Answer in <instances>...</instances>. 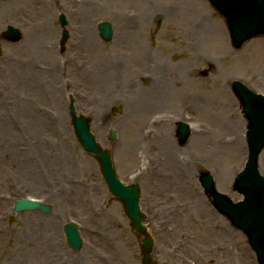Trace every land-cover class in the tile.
<instances>
[{"label":"rangeland","instance_id":"rangeland-1","mask_svg":"<svg viewBox=\"0 0 264 264\" xmlns=\"http://www.w3.org/2000/svg\"><path fill=\"white\" fill-rule=\"evenodd\" d=\"M26 2L16 1L14 9L18 12L14 22L6 18L9 7H0V26L3 22L17 25L19 18L27 22L35 11L29 10L34 3L29 2L31 7H27ZM43 3L47 11L55 10L54 3ZM61 3L71 14L77 13L80 20L83 12L93 11L95 23L112 16L109 11L138 17L143 13L147 19L140 25L126 21L120 32L129 35L121 40L116 39L119 27H115L108 44L99 39L96 31L91 33L90 44H73L80 39L70 32L71 41L63 55L57 48L38 51L26 48L23 40L17 44L2 43L0 264H53L59 258L52 259L50 253L58 254L66 264H141L139 238L130 228L121 203L108 193L97 162L82 152L74 137L68 115L70 97L76 112L90 119V130L97 144L109 151L117 178L123 184L139 187V207L154 240L151 264L209 261L256 264L245 236L213 210L197 177L202 171L209 172L219 193L233 202L241 200L233 192L232 183L246 160V121L230 91V83L240 81L250 90L264 94V37L247 42L239 50L232 49L223 19L207 0H61ZM21 6L24 8L20 11ZM34 9L37 15L39 8ZM52 30L49 40L57 37ZM139 50L146 52L152 63L161 65L168 85L164 100L158 87L148 96L150 108L155 109L148 119L161 120L179 159L196 161L197 165L189 169V183L170 190L172 200L164 198L166 187L155 183L149 175H140L144 163L151 159L152 147L161 141H143L146 109L140 108L145 106L134 105L122 92L114 94V91L111 100L105 98L97 104V88L84 71L87 67L78 68L69 62L89 65L102 56L118 53L126 64L125 74L139 76L134 87L148 95L146 89L151 90L148 86L155 71L139 65ZM208 67L210 72L201 76V71ZM31 71L38 73L39 81L31 80ZM126 75L118 88L129 82ZM185 93L190 97L184 98ZM33 103L39 108V115L48 116L46 125L40 117L34 124L26 112ZM8 116H13L16 123ZM180 121L202 136L193 140L192 131L185 146H178L175 130ZM219 128H223L222 136H226L215 135ZM110 131L115 133L113 141ZM136 141L141 142L135 144ZM219 141L235 145L225 149ZM126 149L135 152L130 162L123 154ZM258 169L264 176V149L258 158ZM24 198L48 204L51 212L27 211L13 216L15 200ZM154 199L169 202L172 210H163L156 216ZM69 222L77 223L79 228L82 245L78 252H72L65 244L63 226ZM92 247L96 252L91 251Z\"/></svg>","mask_w":264,"mask_h":264},{"label":"water","instance_id":"water-1","mask_svg":"<svg viewBox=\"0 0 264 264\" xmlns=\"http://www.w3.org/2000/svg\"><path fill=\"white\" fill-rule=\"evenodd\" d=\"M208 1L224 18L235 49H239L253 37L264 34V0ZM100 29L102 38L109 40L110 30L106 26H101ZM232 90L240 101L242 113L248 121L246 132L248 161L244 171L237 175L234 184V189L243 195L244 200L232 204L216 193L212 178L208 174H202L199 183L205 194L212 198L213 206L229 219L232 226L247 236L249 245L256 253L258 264H264V178L260 177L257 171V157L264 148V97L252 94L239 83H233ZM69 110L78 142L86 153L95 156L109 192L122 201L124 212L130 219L132 228L144 237L141 244L142 264H150L152 240L146 235L141 225L143 217L138 209L137 187L123 186L116 180L108 152H102L89 133V120L82 116L77 117L72 105ZM176 135L179 144L183 145L189 136L187 127L180 124ZM111 139H114L113 133H111ZM33 209L41 210L43 213L50 212L49 206L17 201L13 208V215ZM64 231L69 247L74 251L78 250L80 240L74 226H66Z\"/></svg>","mask_w":264,"mask_h":264},{"label":"bare ground","instance_id":"bare-ground-1","mask_svg":"<svg viewBox=\"0 0 264 264\" xmlns=\"http://www.w3.org/2000/svg\"><path fill=\"white\" fill-rule=\"evenodd\" d=\"M91 10V9H90ZM90 12V11H89ZM88 17V14H87ZM86 13L83 14L81 16V23H85L86 21ZM122 27H119V33L117 34L116 39L117 40H121L124 38V36H128L129 34L127 32H123L121 30ZM85 29V28H84ZM83 29V30H84ZM83 30L81 32H83ZM120 34V35H119ZM40 37H48V33H41L39 34ZM119 35V36H118ZM80 37V44H90L93 37L91 36V34L89 33V35L86 32H83L82 34L79 35ZM35 38H23L24 41H26L25 44H23V46H25L26 48L29 49H34L36 48L37 51L39 50L38 47H35V45H29L31 41H34ZM23 43V42H22ZM24 47V48H25ZM138 50V49H136ZM140 51V50H139ZM138 59L137 62L139 63V65L143 68H148L149 70H154L155 72H152L153 75V81L149 82V86L151 87V90L146 89L147 91H149L148 95H144V92H141L142 89H138L134 87V81L136 78H138L139 76H134V74H129L127 73V75L125 74V69H126V64H124V60L123 58H121L119 56V54L117 53L115 55V52L112 54H107L105 56H102L100 59H95L93 64H84V63H75V61H69L70 64H73L75 67L78 66V68L80 67H87L84 69L85 73L88 75L89 79L91 81H94V85L96 86L97 90V96H98V101L97 104H101V102L103 101V99L106 98V100H111L114 95H113V91L114 94L115 93H119L122 92L124 94V96L126 98H128L129 100H131L134 105H144L145 107L140 108V110H145V120L144 123L142 125L143 131L144 133V137L145 138L143 141L148 140L150 141H156L157 140H161L159 143H157L154 147H152V151L150 152L151 155V159H148L146 163H144V167L143 169L140 171V175H149L151 177L152 180L155 181V183H158L161 185V187H166V190L164 191V195H166L164 198L165 200H172L169 192L172 189H176L178 188L180 185L182 184H187L189 183V169L191 171V169H195L197 167L196 164H194V162L196 161H190V162H186V161H181L179 159V155L178 152L173 148L172 144H171V140L168 137V130H165V126L163 125V122L161 120L156 121L153 120L151 121L150 119H148V117L151 115V113L155 110L153 108H150L151 103L149 101L148 96L152 95L155 91H153L154 88L158 87L157 90L159 91L158 94H160V98L161 100H164L165 97L168 94V85L167 82L165 80V76L163 75V70L161 68V65H159L157 62H151L150 58L148 57L146 52H138ZM116 56V57H115ZM136 61V58H135ZM33 65V64H32ZM152 65V66H151ZM73 67V66H72ZM57 71V70H56ZM57 73V72H56ZM37 72L31 71V80L32 81H39L37 75ZM83 74V73H82ZM123 75H126V80L129 81L124 88L120 87L118 88V85H121V83L123 82ZM80 79H84L82 78L81 74H80ZM118 77H120V79L118 80ZM187 82V81H186ZM44 87H45V83H43ZM37 88V87H36ZM46 89L49 90V87L46 86ZM49 94V91H48ZM52 94V92H51ZM177 95V93L175 94ZM101 96V98H99ZM190 96L187 95V93L184 94V98H189ZM34 106H32L31 108H27L26 112L30 115V117L32 118V120H34V124H37L38 118L40 119V121L43 122V124H47L48 121V116H42L39 115V108L36 107L35 103H33ZM42 112V111H41ZM155 112V111H154ZM25 113V112H24ZM187 114V113H185ZM210 117H212V119H214L213 115H211ZM8 118L14 122V118L13 116H8ZM233 118H236L235 116H233ZM19 119V118H18ZM33 123V121H32ZM14 126V124H13ZM223 129V128H221ZM220 128L218 129L217 133L215 134L216 136L221 135L222 136V130ZM191 131H193V140H198L200 138L201 133L198 132L197 130L192 129ZM15 135V134H14ZM166 135V136H165ZM226 136V135H224ZM222 136V137H224ZM230 135H227V137ZM141 141H136L135 144L139 143ZM225 142V141H224ZM224 142H220L219 141V145H221L220 147L228 149V147H232L235 144L232 142L227 141V143L230 144H226ZM134 144V149L136 148ZM134 149H126L123 154L125 156V159L127 160V162H130L131 157L133 158V154ZM130 158V159H129ZM132 166H135V160L134 163L131 164ZM160 188V186H159ZM154 198H158V197H154ZM154 205L156 206L155 208V212H156V216L158 214H160L163 210H172L170 207H168L169 202H164L162 199H154ZM174 203V202H173ZM176 207H179L180 205L175 204ZM172 206V205H171ZM180 217H182L181 215H179ZM117 221V225H119V220L116 219ZM172 232V231H171ZM91 251L96 252L95 249H91ZM51 254V255H50ZM49 256L52 259H56L53 264H66L63 262V260L60 259V256L56 253H50ZM228 261L231 260L230 258H227ZM227 261H225V264H232L231 263H226ZM223 262L220 264H224Z\"/></svg>","mask_w":264,"mask_h":264},{"label":"flooded vegetation","instance_id":"flooded-vegetation-1","mask_svg":"<svg viewBox=\"0 0 264 264\" xmlns=\"http://www.w3.org/2000/svg\"><path fill=\"white\" fill-rule=\"evenodd\" d=\"M27 1H28V3L26 2L27 7H31V4L29 2L34 3L33 8H31L29 10H32L33 12L35 11V14L29 15L27 22H24V19L19 18V20L17 21L19 23V24H17L18 25L17 27H19L20 29H22L25 32V34H26L25 38H28V37L29 38L30 37L35 38L34 41H31L29 45H31V46L35 45V47H38V48L49 45L51 47L57 48L58 42H52V41L49 42V41H47L46 37H42V36L40 37L39 34L48 33V35H49L51 33V29H53L54 32H56V34L59 35V33H61V31H60L59 26H57V24H58L59 15H61L63 13H64L63 15L65 16V20L67 23L66 28H67L69 34H70V32H73L77 27H79L80 20L76 19V16L74 14H71L70 9L64 8L63 4L61 3V0H43L45 2L52 1L55 5L54 11H47V9L45 8L46 5L42 4V0H40V2H38V0H27ZM15 3H16V0H11V1H8L4 4H3V2H0V7L2 4H3L4 8L9 7V11L6 12L5 15H6V18L11 20L12 22H14L16 19V17H15L16 16V10L14 11ZM22 5H24V4H22ZM35 7L39 8L37 15H36V13H37L36 10L34 9ZM19 8L23 10L24 7L21 6ZM91 17H92V14H89L85 23H83V26L87 32L91 31L94 28L92 25V22H91ZM21 19H22V21H20ZM112 20L117 25H120V24L125 22L122 19V16H120V15H117L115 18H112ZM50 40H52V38ZM22 42H23V44L26 43V41H22ZM68 42H67V44H68ZM74 43H76V42L73 41V44Z\"/></svg>","mask_w":264,"mask_h":264}]
</instances>
